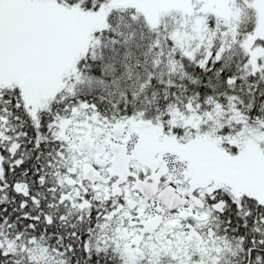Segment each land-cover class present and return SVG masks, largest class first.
Wrapping results in <instances>:
<instances>
[{"label": "snow or ice", "instance_id": "obj_1", "mask_svg": "<svg viewBox=\"0 0 264 264\" xmlns=\"http://www.w3.org/2000/svg\"><path fill=\"white\" fill-rule=\"evenodd\" d=\"M0 264H264V0H0Z\"/></svg>", "mask_w": 264, "mask_h": 264}]
</instances>
